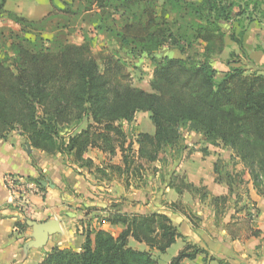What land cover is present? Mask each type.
Here are the masks:
<instances>
[{"label": "trees", "instance_id": "trees-1", "mask_svg": "<svg viewBox=\"0 0 264 264\" xmlns=\"http://www.w3.org/2000/svg\"><path fill=\"white\" fill-rule=\"evenodd\" d=\"M7 1L0 0V15L6 14L21 30L39 24L40 21L7 11ZM86 2L100 10L113 7L125 11L145 6L142 12L147 19L143 26L151 27L155 21L153 11L157 0ZM164 3L176 12L183 7L192 12L195 18L190 23L192 37L203 42L202 60L168 55L156 59L148 52L153 70L149 82L151 91H147L130 83L125 62L114 54H103L99 63L89 39L50 49L35 42H24L17 36L10 45L12 56L0 58V138L18 130L31 147L48 155H65L77 168L94 171L99 177H102L100 173L107 176L108 168L102 169L95 164L86 156L87 151L96 148L110 157L119 151L121 164L108 167L122 174L133 172L140 176L143 166L164 161L168 150L186 148L181 143L180 128L189 123L206 140L230 148L242 168L221 170L215 161L214 181L224 183L227 194L212 195L205 186L195 185L177 173L171 174L167 187L179 195L188 192L200 200L209 198L215 214L224 215L229 207L235 208L242 202L239 190L247 193V189L242 191L243 183L247 186L251 182L253 188L264 195V73L259 69L248 71L242 65H232L217 78L218 71L210 57L223 52L226 46L223 26L232 16L222 1L201 0L197 4L165 0ZM245 32L246 28L242 26L239 37L234 33L228 35L243 55H246L243 47ZM168 35L177 47L184 48L176 34ZM162 38L164 33L160 31L155 39L156 46L162 43ZM185 39L189 38L186 36ZM121 40L124 42L125 38ZM186 43L192 46L190 41ZM138 112L148 113L154 130L137 133L135 152L134 142H127L122 124L131 122ZM84 119L86 126L73 132ZM68 128L71 131L66 130ZM201 152L205 155L207 150ZM246 175L248 179H245ZM42 178V175L27 177L40 189H43L39 182ZM182 206L181 201L169 203L172 210L186 215ZM240 209L245 212L246 222H252L254 204L250 207L244 203ZM234 218L232 216L227 225L231 233L235 229ZM26 220L25 217L24 221H17L16 227L25 230ZM97 220L120 225L122 229L113 235L98 226L91 227L89 221H81L84 240L79 250L54 245L37 264H157L152 251L165 253L179 238L183 240V246L169 264H187L185 260H194L206 253L187 241L163 212H130L115 206ZM246 230L252 236L260 234V230L252 226H247ZM130 239L144 243L146 249L132 247ZM201 264H206L205 257Z\"/></svg>", "mask_w": 264, "mask_h": 264}, {"label": "crops", "instance_id": "crops-1", "mask_svg": "<svg viewBox=\"0 0 264 264\" xmlns=\"http://www.w3.org/2000/svg\"><path fill=\"white\" fill-rule=\"evenodd\" d=\"M259 35L249 28L243 37L246 55L238 51L239 49L237 50L235 46H233L235 48L233 52L239 53V57L244 56L248 63L245 66L250 70L259 69L264 73V41L259 39ZM236 65L238 64L236 63ZM139 113L141 112L136 113L135 118H138ZM152 126L145 132L152 133L154 130ZM198 134L201 136L200 132ZM181 143L188 146L181 151L170 149L172 152H177L179 158L174 161L173 166L167 169V175L164 172L160 177L157 173L151 174L147 182L139 185L133 193L135 196L133 200L137 201V203H133L135 208L126 207L125 210L141 212L137 209L139 207L143 209L142 206L146 204L148 209L145 212L157 211L167 214L187 241L206 251V264H264V195L259 194L251 182L247 183V193H242L239 190L245 203L247 205L251 203L255 206L256 216L253 219V224L248 226L260 230V234L258 236L249 235L246 228L238 232L233 230L231 233L227 230V225L232 216H239V212H236L233 206L229 207L224 215L217 216L209 203V198L200 200L198 197L185 192L179 195L173 188L167 187L171 174L181 169L185 172L187 181L195 185L205 186L210 194H227V186L224 183L214 181L213 165L217 158L221 157L219 154L222 150L214 154V151L210 153L208 148L209 153L203 155L201 150L193 151L189 148V143L186 140L184 143L181 140ZM228 149L230 150L229 153L232 154L231 149ZM91 153L98 154L95 149ZM87 156L94 159L91 155L87 154ZM168 156H171L169 152L166 158ZM235 159L237 160V158ZM234 168L241 169L242 165L238 162ZM7 175L23 177L27 181H29L27 177L38 178L42 175L43 178L40 180L48 179L53 187L47 185L40 189L34 182L29 181L35 187L29 195L27 206L21 212L16 208L15 201L7 190L5 184ZM90 177L88 172L70 163L67 156L60 153L48 155L31 147L18 130H13L6 137L0 138V264H37L44 253L54 245L60 248L79 250L84 240L81 221H89L91 227L98 226L107 231L110 230L111 232H109L113 235L118 234L122 229L120 225H111L108 222L100 223L97 217L101 214L102 216L105 215L110 208L107 206L111 201L121 197V191H116L117 188L120 190L121 188L114 181L96 183ZM245 179H248V175L245 176ZM129 188H132L131 184ZM146 190H149L151 202L146 201L149 196L143 199V196L145 197L147 194ZM125 196H127L125 199H128V196L131 195L126 192ZM176 201L187 204L198 221L196 224H193L179 211L173 212L174 210L169 207V203ZM107 202L109 204L106 206ZM151 203H155L153 210H150ZM172 212L175 213L174 216H172ZM25 217L39 222L53 218L59 219L61 232L49 237L44 246H35L30 237L31 228L27 226L22 231L16 227L15 223L24 221ZM177 242L181 243L179 248L181 249L183 240L179 238L174 244ZM206 253L197 256L194 260H185L184 262L201 264ZM211 257L214 259L212 260Z\"/></svg>", "mask_w": 264, "mask_h": 264}, {"label": "rangeland", "instance_id": "rangeland-1", "mask_svg": "<svg viewBox=\"0 0 264 264\" xmlns=\"http://www.w3.org/2000/svg\"><path fill=\"white\" fill-rule=\"evenodd\" d=\"M164 1L165 0H157V4L153 11L155 21L151 27H144L143 25L147 17L142 10L145 6L132 7V9H125V11L121 8L114 9L113 7L100 10L96 6H90L86 0H8L5 5L7 11L16 13L28 20L40 22L35 26H28L26 29L21 30L20 26L13 22L6 14L0 15V58L12 56L10 45L16 40L17 36H21L24 39V42H35L50 49H54L59 44L81 43L84 39H89L92 52L98 59L99 63L103 54H114L125 62V73L128 74V80L130 83L135 87L151 91L149 82L152 77L153 64L149 58L148 52L154 55L156 59H160L164 55L189 57L194 61L203 59V42L196 37H192L194 33L190 23L195 19L192 12L189 11V8L185 7L176 12L169 6V4H165ZM185 1L198 4L201 0ZM220 1L230 9L232 16L229 18L228 24L223 26V30L226 33V46L224 52L210 57L213 66L218 71L217 78H220L222 72L227 70V68L233 64L236 65L237 63L244 67L248 64L244 56H240V58L238 55L239 53L236 54L233 52L235 49L233 46L237 47V50L238 46L235 42L229 39V33H234V35L239 37L238 33L241 30V27L244 26L246 30L250 28L252 32L259 33V39L264 41V0ZM134 15H138L140 18L138 19L134 17ZM160 31L164 33V39H160L162 43L156 46L155 39ZM151 33L154 34L151 36ZM169 33L176 34L177 39H180V45H183L184 48L181 49L180 47H177L169 37ZM184 36H187L189 39L186 41ZM122 37L125 38L124 42L121 40ZM253 39H255V37H253ZM188 41H190L192 46H187L186 42ZM246 68L248 71H252L250 68ZM143 113L148 114L147 112H141L138 114V118H134L131 122H123L122 125L127 134V142H134L138 132H141V130L142 132H145L152 126V122L148 116H145ZM86 124L87 120L84 119L75 126L73 132H77L84 128ZM193 127L194 126H191L189 123L181 125L180 133L183 143L184 140H186L189 143V148L193 151L206 149L209 153V148L210 153H213L214 151V154H216L217 151L222 150L219 154L221 157L216 160L218 161L219 168L221 170L234 168V165L238 162L235 157L229 153L230 150L219 144L217 141L206 140L202 135L199 136L198 130ZM66 130L71 131V128ZM11 132L12 131L9 133ZM23 137L27 141L26 137ZM182 145H185L186 147L188 146L186 144ZM132 147L136 152L137 144L135 142ZM93 149L97 150L98 154H92L91 152ZM93 149H89L86 156L87 154L91 155L94 159L90 158L95 164L101 166L102 169L107 167L109 174L106 176L100 173V176L102 177H99L95 175L94 171L89 172L86 169H83V171L88 172L91 175L90 178L92 181L94 180L96 183L99 181L105 183L114 181L115 184H118V187L121 188V190L117 188L116 191H121V197L115 198V201L112 200L110 204L107 202L106 206L109 204L107 207L114 208L116 206L124 210L126 207L129 209H132V207L135 208V204L133 203H137V201L133 200L135 197L133 193H135L139 185L145 184L151 174L157 173L160 177L164 172L166 173L165 175H167V169L173 166L174 161H177L179 158L177 152L168 150L171 156L165 158L164 161H157L143 166L140 176H137L133 172L127 175L108 167V165L116 166L121 164V154L119 151H117L114 156L110 157V155L103 153L99 149ZM68 161L71 163L69 158ZM176 173L185 177V172L181 169ZM130 184L132 188H129ZM241 187L242 191L243 189H246V183H243ZM157 191H159V189H157ZM126 192H129L131 195L128 196V199H125V197H127L125 196ZM146 192L147 194H145V197L143 196V199H145L146 196H149L146 198V201L148 202L151 200V196L149 195V190H146ZM244 203L245 200L243 198L242 202L234 208L239 212V216H235L234 218V231L237 232L244 230L248 225H252L253 219L257 213L256 209H252V222H246L245 212L240 209ZM145 205L146 204L142 206L143 209L139 206V208L137 207V210L141 211L139 213H145V211H147L148 208ZM182 205L181 209L184 208L186 212L185 216L189 218L193 224H196L198 221L187 204L182 203ZM248 205L250 207L252 206L251 203H248ZM153 207H155V203L150 204V210H153ZM173 212L176 211L174 210ZM173 212L171 213L172 216L175 215ZM243 213L244 216H242ZM101 216L102 214L100 217ZM129 244L134 248L141 250L146 249L144 243L136 242L133 239L129 240ZM180 247L181 243L177 242V244L171 245L165 253L159 254L157 251L153 250L152 254L157 260V264H169L170 259L177 253ZM206 258L207 253L205 259Z\"/></svg>", "mask_w": 264, "mask_h": 264}, {"label": "water", "instance_id": "water-1", "mask_svg": "<svg viewBox=\"0 0 264 264\" xmlns=\"http://www.w3.org/2000/svg\"><path fill=\"white\" fill-rule=\"evenodd\" d=\"M40 184L42 186L48 185L53 187V184H51L48 179L40 180ZM26 223L27 226L31 228L30 237L33 239V245L35 246H44L47 243L49 237L61 232L59 225L60 220L56 218L41 222L27 219Z\"/></svg>", "mask_w": 264, "mask_h": 264}, {"label": "built area", "instance_id": "built-area-1", "mask_svg": "<svg viewBox=\"0 0 264 264\" xmlns=\"http://www.w3.org/2000/svg\"><path fill=\"white\" fill-rule=\"evenodd\" d=\"M5 184L15 201L16 208L23 210L27 206L29 195L35 185L23 177L15 175H7L5 177Z\"/></svg>", "mask_w": 264, "mask_h": 264}]
</instances>
